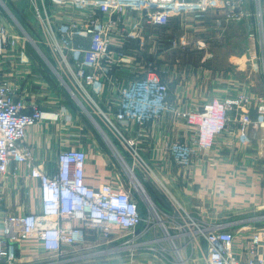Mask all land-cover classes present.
<instances>
[{"label": "built area", "instance_id": "1", "mask_svg": "<svg viewBox=\"0 0 264 264\" xmlns=\"http://www.w3.org/2000/svg\"><path fill=\"white\" fill-rule=\"evenodd\" d=\"M69 3L74 10L68 17L36 9L42 22L43 38L39 40L0 0V10H5L11 19L9 25L0 24V264H20L25 247L49 261L54 259L46 264H59L62 262L59 257L89 243V237L94 238L93 243L117 242L113 249L130 255L126 264H157L140 260L138 251L153 252L165 261L190 264L176 243L181 234L189 235V242L182 246L185 250L195 243L199 245L201 239L205 241V264H264V223L261 224L264 215L236 222L197 218L150 171L169 194L172 211H163L146 188L145 182L150 180L137 179L135 168L128 164L107 132L111 130L137 160L139 140L145 137L149 125L172 115L176 126L181 125L183 131L191 134L167 145L166 152L177 166L187 169L194 168L203 152L220 151L221 143L228 151L234 150L238 147L236 133L250 130L252 124L259 127L250 133H254L253 140L260 149L259 141L264 140V93L239 81L236 93L209 100L200 109H181L178 102L170 101L169 83L162 78L157 61L146 58L150 54L146 48L152 40L158 44L160 34L164 33L161 31L176 18L192 17L206 24L213 12V23L222 30L229 25L244 27L250 45L241 60L251 64L261 61L264 73V0H69ZM154 34H158L157 38ZM134 42L139 45L136 50L131 47ZM167 42L174 49L186 46L184 40ZM28 44L104 137L114 156L126 165L129 181L118 176L107 178L98 186L91 185L86 172L91 154L83 146L61 147L54 174L49 173L47 165L39 164L27 142L29 130L42 121H57L61 117L72 123L73 116L65 108L60 113H47L37 103L29 104L31 110H27L22 97L24 80L18 75L20 66L28 65L26 70L31 67V62L25 61ZM29 73L34 74L33 70ZM108 95L111 100L106 110L96 99ZM89 107L100 116V121ZM250 109L255 110L256 118H251ZM242 112L238 119L230 116ZM133 126L138 127L137 135L128 138L125 132H133ZM222 138L224 142L218 140ZM214 158V163L219 162ZM10 176L28 180L32 189H38L40 194L36 198L40 206L29 212L8 206L6 181ZM136 193L145 204V214L139 208ZM168 224L181 233L171 235ZM156 225L164 228L167 237L158 234ZM168 238L172 239V249L165 245Z\"/></svg>", "mask_w": 264, "mask_h": 264}, {"label": "crops", "instance_id": "2", "mask_svg": "<svg viewBox=\"0 0 264 264\" xmlns=\"http://www.w3.org/2000/svg\"><path fill=\"white\" fill-rule=\"evenodd\" d=\"M4 1L22 24L30 28H32L31 25H40L41 34L42 22L35 17L37 8L42 13L47 12L66 17L74 10L70 6L69 0H34L35 3L33 0ZM243 29L244 27L239 25H229L225 30L220 29L213 23L212 12L210 21L206 24L196 22L192 17H186V20L179 17L161 31L164 33L160 34L158 44L156 40H152L146 48L150 53L146 58L152 57L157 61L162 78L169 83L170 101L178 102L181 109H200L209 100L224 98L236 93V85L240 83L238 77L241 80H246L242 82L252 85L253 90L264 93L262 62L258 61L257 63V67L258 65L260 67L258 73L253 72V78L256 81L249 82L243 73L238 76V70L235 75L233 69L235 57L229 55L231 53L226 51L228 48L222 49L217 46L225 44L227 36L237 39L240 35V38L246 42L247 38L245 39L243 36ZM157 36L158 34H154L153 37L157 38ZM173 37L178 38V42L184 40L186 46H181L178 49L172 48L167 41ZM37 39L42 40V38ZM199 42L203 44L200 45ZM247 44L250 45V42ZM138 46L134 42L131 47L136 50ZM236 60L238 63H244L241 56H237ZM25 61L31 62L30 70L34 72V74L27 75L30 71L26 70L28 65H22L19 68L18 77L24 80L22 82L24 87L22 97L27 103V110H31L29 104L37 103L47 113H60L62 108H65L73 116L72 123L65 122V118L61 117L57 121H42L29 130L27 142L32 147L35 157L39 159V164L47 165L49 173L54 174L56 172L55 159L61 147L73 146L72 142H82L91 138L95 149L97 148L95 151L89 149L86 142L78 146L90 150L91 158L86 167L89 183L98 186L104 183L107 178L118 176L125 179L126 182L129 181L126 170L120 161L112 152L109 154L104 149L105 147L109 148L104 137L93 125L95 132L89 129L86 131V127L82 123L83 115H80V109L71 97L69 98V93L59 86L57 80H51L48 74L44 73L42 69L47 72L49 69L41 62L38 55L28 54ZM35 72L39 74L40 78ZM247 72L248 69L246 74ZM126 77L128 78V76ZM43 86L48 87V90L42 89ZM110 97L108 95L103 99L97 98L96 100L102 108L107 110ZM68 104L77 108L76 114ZM116 109L117 107L114 106L113 110L116 111ZM249 113L252 119L256 118L254 109H250ZM230 116L238 119L239 116H243V112L240 115L231 114ZM137 128L133 126V132H125L127 137L135 138ZM121 130L123 131V128ZM251 130H259L258 125L252 124L250 130L245 132L237 131L239 148L236 147L234 150L228 151L229 149L221 143L220 151L203 152V156L196 161L193 169L177 166L166 152L167 145L173 141H182L187 136L190 137L191 134L188 131H183L181 125L176 126L172 115L149 125L145 137L139 140L137 147L139 159L137 160L131 150L120 144L115 135L113 138L122 147L121 153L125 160L135 168V175L137 179L140 178L138 180L145 182L147 171H152L156 175H160L159 178L169 190L172 189L177 193L178 196H174L191 215L200 219L236 222L256 219L264 215V140L259 141L260 149H258V143L253 140L252 134L254 133H250ZM78 131H81L82 134ZM262 136L264 137V135ZM113 138L111 140L114 143ZM218 140L225 141L224 138ZM109 150L111 149L109 148ZM213 154L218 155L214 156ZM214 157L219 162L214 163ZM22 168L25 170L24 166ZM11 172H14V166H12ZM145 185L159 208L165 212H171L172 204L169 197L159 195L150 186L151 182H145ZM6 187L8 192L5 197L6 204L12 209L17 208L19 211L29 212L40 206V202L36 198V195L39 196L40 193H38V189L30 187L28 180L10 176L7 178ZM134 196L139 203L141 212L145 214L146 208L141 197L138 193ZM263 223L264 221L261 222V224ZM30 250L29 247L24 248L25 252L20 255V264H42L47 260L41 254L32 253ZM50 262L52 261H48V263ZM195 262L201 264L200 260H195Z\"/></svg>", "mask_w": 264, "mask_h": 264}, {"label": "rangeland", "instance_id": "3", "mask_svg": "<svg viewBox=\"0 0 264 264\" xmlns=\"http://www.w3.org/2000/svg\"><path fill=\"white\" fill-rule=\"evenodd\" d=\"M8 6V5H7ZM35 17H37V14L35 15ZM38 19V17H37ZM10 18L9 16L6 14V11L5 10H0V24L1 23H4V24H7L9 25L10 24ZM175 20H173L172 22H174ZM32 28L26 26V29L31 32V34L36 37V38H43L42 34H41V31H40V25H31ZM36 33H35V32ZM244 31V38L246 40V42L243 41L242 38H240V35L238 36L237 39H232L227 36L226 37V41H225V44L222 43V44H218L217 46L218 47H221L222 49H225V48H228L226 51L228 53H231L229 55H231L232 57H235L234 58V63H233V69L235 71V75H236V70H238L239 72L238 73V76L240 75V73H243L245 78L248 79V81L250 82H254V73H258V69H260L259 65L257 67V63H238L236 62V57L237 56H241L242 54L245 53V51L247 50L246 48L248 47V44L247 42L249 43V40H248V35L245 31V29H243ZM18 32L24 36V34L18 30ZM173 40H178V38H174L173 37ZM252 43V41H251ZM245 48V49H244ZM27 51L29 52V54L31 53H35V50L32 48L31 45L28 44L27 46ZM230 65V63H229ZM248 69V72L246 74V71ZM44 71V73L46 72L48 74V77L51 78V80L53 79L54 81H56V78H55V75L52 73V71L49 69L48 72L45 71L44 69H42ZM245 71V72H243ZM254 72V73H253ZM238 81L242 82V81H246V80H241L239 77H238ZM256 81V80H255ZM69 95V98H70V94ZM91 106L95 109L94 105L92 103H90ZM68 106L70 107V109L73 111L74 114L77 113V108L74 107L72 104H68ZM90 110H92V108L89 107ZM81 111V110H80ZM93 111V110H92ZM95 111H93L94 113ZM83 115L82 117V123L85 125L86 127V131L89 130H92L93 132H95L93 130V127H92V124L90 123V120L88 119V117L83 114V112L81 111L80 115ZM94 116L96 117V119L98 121H100V116L95 114L94 113ZM80 126V125H79ZM84 130V129H83ZM108 131V134L110 136V138L112 139V137H115L114 133L107 129ZM78 133L82 134L81 131H78ZM84 142L87 143V146L89 147V149L91 150H96L95 149V144L91 142V138L87 139L86 141H82V142H72L71 144L75 147L79 146V145H83ZM100 148H101V145H100ZM106 150V152H108L109 154H111V150H109V148L105 147L104 148ZM113 153V152H112ZM112 156V155H111ZM113 159V157H111ZM122 167L126 168V165L124 163H122ZM148 174H146V178H148L151 182V187L156 190L158 192L159 195H162L164 197H167V195H169L166 191L162 190V187L160 184H158V180L155 178V176L147 171ZM158 175V174H157ZM160 177V175H159ZM138 179H140L138 177ZM155 184V185H154ZM170 188V187H169ZM172 191V189H170ZM174 195L178 196L176 192L172 191ZM168 226H171L169 227V231L171 233V235H178L181 233L180 230L178 229H174L172 228L175 227L174 225H171V224H168ZM155 230H158V234L159 235H162V236H165L167 237V233L166 231H164V228L161 227V225H156ZM88 241L89 243L85 244L84 246H79L77 247L74 252L70 255L67 256V254H65L63 257H59V261H62L60 262L59 264H104L108 261H115L116 263H120V264H126L127 262V259L130 258V255L128 252L124 251V252H120L118 253L117 250L113 249L115 248L116 246V243L117 242H113V243H105L103 241H96L95 243L94 242V238H91L89 237L88 238ZM172 239L168 238L166 239V242H165V245L167 246V248H171L172 249ZM185 242H189V235H182L181 236H177L176 237V243L178 246H180L182 249H181V252L183 254V257L185 258H189V262L190 264H198L197 262H195V260H200L201 264H205L204 262V253L206 254V243L203 239H201V242L199 245H197L196 243L192 245H190L187 250H185V247H182L183 246V243ZM96 245V246H94ZM144 246V245H143ZM136 254H138L140 260H144V261H151V262H155L157 264H177L176 261H165L163 258L159 257L158 255H156L155 253L153 252H147V251H138ZM172 255L178 259L179 257L176 255V254H173ZM57 258H55L56 260ZM172 260V258H170ZM54 259H51L50 261H53ZM49 260H46V261H43L42 263H46L48 262ZM34 264V263H33Z\"/></svg>", "mask_w": 264, "mask_h": 264}, {"label": "trees", "instance_id": "4", "mask_svg": "<svg viewBox=\"0 0 264 264\" xmlns=\"http://www.w3.org/2000/svg\"><path fill=\"white\" fill-rule=\"evenodd\" d=\"M18 19H19V18H18ZM23 26L26 28L27 25H23ZM26 30H27V29H26ZM27 31H28V30H27ZM28 32H29V31H28ZM29 33L31 34V32H29ZM32 36H33V35H32ZM33 37H34V36H33ZM34 38H35V37H34ZM112 138H113V137H112ZM115 140H116V139L113 138V141H114L115 145H117V147H118L119 150L121 151V148H122V147L120 146V144L116 143ZM121 152H122V151H121Z\"/></svg>", "mask_w": 264, "mask_h": 264}]
</instances>
